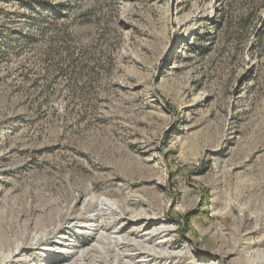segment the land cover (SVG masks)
Here are the masks:
<instances>
[{
  "label": "rangeland",
  "instance_id": "1",
  "mask_svg": "<svg viewBox=\"0 0 264 264\" xmlns=\"http://www.w3.org/2000/svg\"><path fill=\"white\" fill-rule=\"evenodd\" d=\"M91 195L177 264H264V0H0V264H66Z\"/></svg>",
  "mask_w": 264,
  "mask_h": 264
},
{
  "label": "bare ground",
  "instance_id": "2",
  "mask_svg": "<svg viewBox=\"0 0 264 264\" xmlns=\"http://www.w3.org/2000/svg\"><path fill=\"white\" fill-rule=\"evenodd\" d=\"M87 205L94 206V210L87 215L81 213L77 215V221L68 227V231H63L62 234L59 235V240L54 242L55 244H50L51 247L54 246L55 249L48 248V250L54 251L55 253H62L64 258L66 257V264H76L78 261L79 264H85L84 260L93 254V252H91L93 249L100 252L101 257L105 260H107L111 254H115L114 264H119L120 260L123 261V264H147L151 261L158 262L163 259H165L164 264H168L167 262L169 260L177 264L180 262V258L185 255L183 251L177 250L169 252L168 249L165 248V245H168L170 242L168 234L171 231V228L166 226L149 228L139 239L130 238L127 235H118L119 230H112L107 233L110 224L103 221L104 215H109V218H118L121 216V212L129 210L125 202L113 200L108 196L97 197L91 195L87 199ZM159 214L160 213L155 212V217ZM67 215L68 211H66V217ZM40 224V229H37L40 233L39 235L37 234V241L43 242L46 240L50 231H55L56 226H52L54 223L45 224L44 221ZM59 224V222L56 223L57 227L60 229L61 227ZM143 229L133 228L131 232H140ZM77 234L89 237L94 235L95 240L91 245L77 249V247H79L77 239H75ZM32 239H34V236H32ZM21 247L22 244H17L13 252H16V249ZM57 248H59V250H57ZM13 252L9 250L7 256H0L1 262L10 258ZM137 257L140 258L136 260Z\"/></svg>",
  "mask_w": 264,
  "mask_h": 264
},
{
  "label": "trees",
  "instance_id": "3",
  "mask_svg": "<svg viewBox=\"0 0 264 264\" xmlns=\"http://www.w3.org/2000/svg\"><path fill=\"white\" fill-rule=\"evenodd\" d=\"M185 219H187L188 221H190V218L188 215H186Z\"/></svg>",
  "mask_w": 264,
  "mask_h": 264
}]
</instances>
